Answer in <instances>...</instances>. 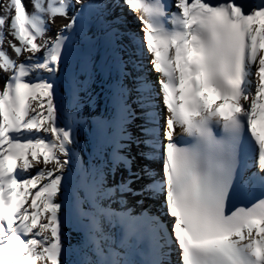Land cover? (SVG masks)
Segmentation results:
<instances>
[{"label":"snow or ice","instance_id":"snow-or-ice-1","mask_svg":"<svg viewBox=\"0 0 264 264\" xmlns=\"http://www.w3.org/2000/svg\"><path fill=\"white\" fill-rule=\"evenodd\" d=\"M258 119L264 0H0V264H264Z\"/></svg>","mask_w":264,"mask_h":264},{"label":"bare ground","instance_id":"bare-ground-1","mask_svg":"<svg viewBox=\"0 0 264 264\" xmlns=\"http://www.w3.org/2000/svg\"><path fill=\"white\" fill-rule=\"evenodd\" d=\"M127 9V8H126ZM133 14H135V18L137 19V16L140 14L138 11H134V12H132ZM138 20V19H137ZM139 21V20H138ZM139 28L141 29L142 28V24H141V22L139 21ZM153 75H155L156 77H157V75H156V73H152ZM92 89L94 90L93 91V95H95V92L96 91H99V89H98V87H97V85L96 84H93L92 85ZM85 111H87V109H85ZM96 111L97 112H99V111H101V109L99 108V107H97V109H96ZM159 111H160V114H161V116L163 117L164 115H165V109H164V107L162 106V105H160V107H159ZM160 123L161 124H163V120L161 119V121H160ZM259 126H260V128H259V130L260 131H264V120H261L260 121V123L258 124ZM177 132H179V129H177ZM82 139H83V137H82ZM85 159H87V156H85ZM154 167H156V165H153ZM117 179H119V174H118V176H117ZM133 187H136V185L134 184L133 185ZM138 197H136V196H134V195H128L127 196V200H128V203H129V206H133L134 204H135V201H136V199H137ZM162 199V198H161ZM156 202V203H155ZM145 205L146 206H148V205H150V204H153V205H151L152 206V208H151V211L153 212V213H157V214H159L158 212H157V208H158V206H156V205H160V200H152V201H149V200H145ZM162 218H165L166 219V224H167V226H168V229L170 228L171 229V224H172V220H171V218L169 217V216H167V215H163V216H161V219Z\"/></svg>","mask_w":264,"mask_h":264}]
</instances>
